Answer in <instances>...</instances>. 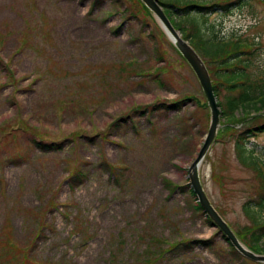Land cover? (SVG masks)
<instances>
[{"label":"rangeland","instance_id":"obj_1","mask_svg":"<svg viewBox=\"0 0 264 264\" xmlns=\"http://www.w3.org/2000/svg\"><path fill=\"white\" fill-rule=\"evenodd\" d=\"M247 1L209 14L206 26L255 44L264 66V0ZM94 2L0 0V239L39 233L30 252L39 262L141 264L150 251L155 264H260L236 258L193 212L188 168L209 125L193 72L139 0ZM125 9L138 18L127 20ZM251 119L220 122L199 170L210 203L237 232L250 226L245 203L264 194L233 138L264 115ZM248 140L264 171V133ZM39 209L37 224L28 213ZM77 220L91 235L82 248ZM156 239L163 249L190 248L160 256Z\"/></svg>","mask_w":264,"mask_h":264},{"label":"trees","instance_id":"obj_2","mask_svg":"<svg viewBox=\"0 0 264 264\" xmlns=\"http://www.w3.org/2000/svg\"><path fill=\"white\" fill-rule=\"evenodd\" d=\"M99 1L100 0H95L93 4L96 5ZM156 1L159 6L162 7L164 14L167 16L173 27L179 31L181 37L189 43L205 64L210 76L213 93L220 109V122L223 124H232L238 121L240 123H245L246 119L247 121L251 118V120H253L254 117L257 119L260 115H264V66L257 65L254 59L257 57V46L248 40H245L239 34H231L228 37H224L214 31L211 32L206 26V18L209 14H214L219 9L226 11L235 6L245 5L248 1ZM139 5L144 16H147L151 20L150 13L141 4ZM124 12L127 14L129 13L126 17L127 20H135V18H138L136 16L139 14L137 10L136 15L133 12H127L126 9ZM143 24L145 26L148 25L147 22H143ZM173 50L175 49L173 48ZM181 103L182 102H175L172 107L179 108ZM164 107L168 108L169 106ZM203 107L205 108L204 104ZM236 115L240 117V120L235 118ZM122 121H124V119ZM253 123L247 125V127L242 130H234L233 138L240 163L248 168H252L257 175L260 176L262 181L261 186H263L264 171L259 165L261 163L253 157V152L247 150L246 146L249 141L248 138L254 137L259 133H264V120L262 121L261 119L256 122V124L255 121ZM227 129L232 131L231 127ZM17 130L25 133L26 127H20V129L17 128ZM32 135L34 134L32 133ZM13 142H15V140L12 141V143ZM31 143L43 148H50V146L56 145L55 143H51V145H46L47 143L38 144L33 139ZM79 176V173L74 174L70 180L76 181ZM76 185L78 184H74V186ZM164 185L168 190L177 189L176 186H172L167 181L164 182ZM188 188L189 196L195 203L193 206V212H198L204 217V221L209 227H214L197 203L196 197L189 185ZM243 207L244 212L250 221V226L244 231H234V233L239 241L249 250L256 254H264V194H258L254 199L248 200ZM216 211L219 213L217 209ZM28 216L34 219L37 218V224L42 223L45 220L44 209L32 210L28 213ZM72 232L77 236L76 247H84L87 241L91 239V235H88L86 226L80 224L78 220L74 224ZM38 234L39 233L36 232L35 235H26L23 243L0 239V264H64L59 260L39 262L33 259V252H30L33 243L41 236ZM220 235L227 244L229 251H231L236 258L240 259L238 253H236L226 238L222 234ZM209 242L210 241L208 240L200 241L199 244L207 245ZM164 244L165 241L156 239L155 245H153L158 250L160 256L168 252H174V250H178L179 248H182V250L179 251V253L182 254L190 248L189 241L178 242L177 244L172 243L163 249L162 245ZM146 252L148 258L141 264H155L156 256L149 254L150 251Z\"/></svg>","mask_w":264,"mask_h":264},{"label":"water","instance_id":"obj_3","mask_svg":"<svg viewBox=\"0 0 264 264\" xmlns=\"http://www.w3.org/2000/svg\"><path fill=\"white\" fill-rule=\"evenodd\" d=\"M139 1L151 13L152 17L158 23L174 49L179 53L193 72L209 111L208 130L204 136L202 146L197 156L188 168L187 178L189 181V187L195 195L197 203L201 207L205 216L211 221L213 226L218 229V232L226 238L233 249L244 259L254 263L264 264V255L254 253L239 241L231 228L214 209L201 184L199 170L220 127V109L213 93L207 68L195 50L181 37L179 31L173 27L167 16L164 14L162 7L159 6L156 0Z\"/></svg>","mask_w":264,"mask_h":264},{"label":"bare ground","instance_id":"obj_4","mask_svg":"<svg viewBox=\"0 0 264 264\" xmlns=\"http://www.w3.org/2000/svg\"><path fill=\"white\" fill-rule=\"evenodd\" d=\"M215 209V208H214ZM216 210V209H215ZM218 213V212H217ZM219 214V213H218ZM220 215V214H219ZM221 216V215H220ZM222 217V216H221ZM222 219H223V217H222ZM224 220V219H223ZM225 221V220H224ZM228 225V224H227ZM229 226V225H228ZM230 227V226H229ZM231 228V227H230ZM231 230H232V228H231ZM233 231V230H232ZM234 232V231H233ZM235 234V233H234ZM261 255H264V254H261Z\"/></svg>","mask_w":264,"mask_h":264}]
</instances>
